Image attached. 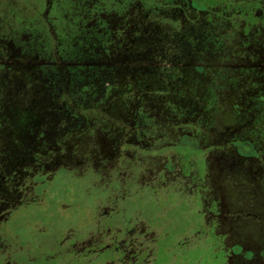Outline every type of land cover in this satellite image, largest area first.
Instances as JSON below:
<instances>
[{
    "label": "rangeland",
    "instance_id": "374dc122",
    "mask_svg": "<svg viewBox=\"0 0 264 264\" xmlns=\"http://www.w3.org/2000/svg\"><path fill=\"white\" fill-rule=\"evenodd\" d=\"M0 1V96L4 66H21L43 136L36 152L0 98V168L19 144L33 161L18 198L0 183V264H119L127 232L146 245L122 264H264V83L245 73L264 0ZM179 7L202 19L201 50L175 40L165 72L151 57ZM130 12L145 41L143 23L161 27L144 61L143 40L121 49Z\"/></svg>",
    "mask_w": 264,
    "mask_h": 264
},
{
    "label": "flooded vegetation",
    "instance_id": "af4514ba",
    "mask_svg": "<svg viewBox=\"0 0 264 264\" xmlns=\"http://www.w3.org/2000/svg\"><path fill=\"white\" fill-rule=\"evenodd\" d=\"M1 3V1H0ZM44 5H45V1H44ZM1 6V4H0ZM263 6V5H262ZM188 9V10H186ZM186 9H182L181 7L177 8L178 12L176 13V16L168 14L167 18L168 19H163L164 21L161 23L162 24H166L169 25L170 28H168V33L164 35L161 34V40H166L167 43H171L170 45H164V49L163 51L165 52V56H162L161 59H156L154 57H151V59L153 58L155 63H159L162 60L161 63V68L163 71H170L167 69V67H171L172 65H170L172 60V58L175 59L174 55H171L169 52L175 50L177 47H179V45L173 44V42H175V40L180 41L179 44L181 43H185L184 40H187L188 37H193V40H191V43L193 44V49H192V53L193 55H196L200 52L201 50V43H202V37L199 35L201 34V29L202 26L199 23V20L202 21V19L200 18H196L192 13L193 11L190 10V8H186ZM188 12V14H186L185 11ZM49 10L46 11V7H45V12H49ZM190 11V12H189ZM44 15H47L44 13ZM262 17V22L261 23V27L263 29L262 35L260 34H254L252 38V42L255 43V50H253L252 53L249 52L250 54V59L252 61H250L251 66L249 69L245 70V73H250L248 76V78H250L251 80H260L261 83H264V12H261L260 10V14ZM128 19L123 22L122 18L119 22H121L119 24V28L121 30L122 33V37L125 36V42L122 45V51H126L128 47H126L127 45H136L138 44L140 41H144L145 42V46H143L144 48V52L142 54H139L141 56H136L135 60L137 61H144L145 57L149 56L151 53L153 56L155 55L154 53V44H153V40L151 41L152 38V34H155V30H158L161 32V27L156 26V20H148L145 23V26H149V30L151 31V34H148L147 40L145 41L143 36H139L130 33V31L128 29H131V23L135 20H137L136 15H132V12H130L129 14H127L126 16ZM46 21H47V16L45 17ZM115 20V18L113 19ZM119 20V19H117ZM168 21V22H167ZM137 22H139L137 20ZM142 23V22H139ZM205 23V22H204ZM122 24V25H121ZM195 24V25H194ZM160 28V29H159ZM200 31H198V30ZM130 33V34H129ZM179 35V37H178ZM164 36V38H163ZM256 36V38H255ZM146 37V36H144ZM186 38V39H185ZM180 39V40H179ZM160 40V41H161ZM169 40V41H168ZM248 39L245 37H240L238 38V41L236 43H243L246 42ZM188 41V48L190 47V42L189 39ZM129 42V43H128ZM128 43V44H127ZM186 44V43H185ZM191 44V45H192ZM254 45V44H253ZM125 47V48H123ZM252 47L249 46L247 49V51H249L248 49ZM146 49V50H145ZM7 50V49H6ZM5 50V51H6ZM244 49L242 48L241 51H243ZM188 51L190 52V50L188 49ZM255 51V52H254ZM7 52V51H6ZM8 53H10L11 57L14 56V53L8 51ZM149 55H148V54ZM174 53V51H173ZM20 55V54H18ZM257 56V57H256ZM19 57V56H18ZM33 60H40V62H43V68L46 70V76L47 78H51V81L55 78H57V73H53L51 71L50 68L46 67L45 63H46V59H43L41 57L36 58V56H31ZM30 57V58H31ZM15 58V57H14ZM20 58V57H19ZM37 61H34V63H36ZM39 62V61H38ZM50 63V62H49ZM34 67V66H33ZM4 74L1 75L3 77V81H2V96H0L1 99V106H2V110L5 111V115H6V122L8 123V121L12 124V121L15 122V130L17 133H31L35 130V128L37 127V125L39 124L40 121H38V119L36 117H38V115L36 114L35 110L38 108L39 106V100L37 98H35L34 94L38 92V90H36V88L34 87V85L32 84L33 81L29 80V79H24L23 74L19 73V69H21L22 67L17 65V64H6L4 66ZM173 68V67H172ZM177 68V67H176ZM177 70V69H176ZM172 71V70H171ZM170 73V72H169ZM171 77V76H170ZM36 80V79H35ZM57 80V79H56ZM58 85V84H57ZM235 86H237L238 84H235ZM50 90L52 92L55 91V88L57 89V86L55 84L50 83ZM251 87L253 88V93L251 94L253 97L255 98H259V96L263 95V92H258L257 89H263L264 90V84L258 88L253 87L251 85ZM48 89V88H47ZM45 87H42L40 89L41 91H44ZM252 90V89H251ZM25 92V95L27 96L28 94L30 95L29 99H27L25 101V104H23L21 102V95ZM22 93V94H21ZM21 94V95H20ZM64 104V103H63ZM59 107V106H58ZM59 109H61V107H59ZM63 109V108H62ZM63 112V110H62ZM61 113V112H60ZM35 133H31L30 135H28L29 140L32 141V144L34 145V150L36 152H38L37 148L40 145V143L43 140V136L38 137H34ZM19 136V135H18ZM17 136L15 137V140H17ZM34 139V141H33ZM36 139V140H35ZM10 142H8L7 144L10 145ZM8 150V149H7ZM16 151H18L17 153H15ZM16 151L13 152H8V151H4L2 160H3V166L0 168V183L3 184L4 186V192L5 194L8 195V198H12L11 195H15L14 197L18 198L21 195L20 192V188L21 186L24 184L23 181L29 176L28 174V167L30 166V164L33 162L32 160L26 159L25 157L22 158V155H28L29 152H27V149H25L24 147L21 146V144H19V147ZM30 154V153H29ZM21 155V156H19ZM28 160V161H25ZM44 165V164H42ZM46 166V165H44ZM26 167V168H25ZM37 169H39V167H37ZM36 169V170H37ZM34 171L35 173H37V171ZM11 194V195H10ZM10 196V197H9ZM2 200V201H1ZM9 200V199H8ZM7 198H3L0 197V203L6 205V203L8 202ZM5 201V202H3ZM8 204V203H7ZM245 207L246 208H249ZM251 216L250 214H248V212H244L241 213V216ZM228 217L230 220L234 219V217ZM252 218L254 219H258L257 216H252ZM236 220V219H235ZM128 233V232H127ZM126 233V238L125 236L123 237V235H121L120 239L118 240V242H114V249L115 251L118 250L117 247L121 246L120 248L122 249V255L123 258L119 257V264H122V262L124 261L125 258H138V256L141 255V251L143 250L142 248H144V246L146 245L145 242H134L133 239L130 240L128 238V234ZM125 248V249H124Z\"/></svg>",
    "mask_w": 264,
    "mask_h": 264
}]
</instances>
